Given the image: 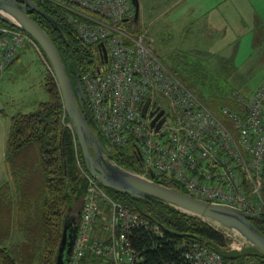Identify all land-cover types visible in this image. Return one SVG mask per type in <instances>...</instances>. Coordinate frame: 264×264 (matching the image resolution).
<instances>
[{"label": "built area", "instance_id": "obj_1", "mask_svg": "<svg viewBox=\"0 0 264 264\" xmlns=\"http://www.w3.org/2000/svg\"><path fill=\"white\" fill-rule=\"evenodd\" d=\"M48 1L94 46L98 62L82 81L96 128L111 148L126 153L132 146L145 178L174 181L210 203L264 212V79L236 107L215 109L164 63L143 34L130 30L132 0ZM28 43L38 47L29 33L0 19V73ZM65 125L73 130L70 121ZM77 160L87 187L69 264H139L130 235L138 228L162 233L161 227L110 195ZM184 256L191 264H224L223 255L207 245L192 243Z\"/></svg>", "mask_w": 264, "mask_h": 264}, {"label": "trees", "instance_id": "obj_2", "mask_svg": "<svg viewBox=\"0 0 264 264\" xmlns=\"http://www.w3.org/2000/svg\"><path fill=\"white\" fill-rule=\"evenodd\" d=\"M34 1L58 22L57 27L36 10L29 9L32 18L56 44L66 71L75 85L78 76L83 78L98 62L94 46L83 41L52 1ZM128 24L130 30L138 33L135 21ZM43 55L47 59L44 52ZM48 66L44 76L48 98L39 102L35 110L18 112L11 118L5 152L8 179L0 186V209L9 212V220L4 221L0 210V257L3 264H28L24 259H41L42 264H56L53 257L57 259L65 219L67 215H76L79 219L86 193L87 180L77 160L78 156L87 169L84 156L79 144L77 154L74 131L65 125L69 118L49 60ZM170 69L211 107L218 109L228 104L237 106L231 98L233 88H226L211 76L203 74L204 69L201 68L202 73L195 69L189 76ZM191 79L201 80L202 89L196 83H191ZM85 114L90 119L92 131L107 146L96 124L91 121L89 109H86ZM108 148L120 165L139 172L140 167L134 154ZM160 182L184 191L174 181ZM104 188L127 207L140 212L150 222L161 227L162 233L138 228L130 235L141 257L139 264H191L184 252L192 243L207 245L219 251L223 255L224 264H264V253L259 249L252 245L241 250L231 249L227 234L200 216L182 211L155 197L137 198L112 188ZM23 207L27 209H24V217L18 221L14 210L21 211ZM252 222L264 234V212L260 217L253 218ZM13 228L24 236L22 247L14 248V245L5 244L12 236ZM18 250L23 254L20 257L15 256Z\"/></svg>", "mask_w": 264, "mask_h": 264}, {"label": "rangeland", "instance_id": "obj_3", "mask_svg": "<svg viewBox=\"0 0 264 264\" xmlns=\"http://www.w3.org/2000/svg\"><path fill=\"white\" fill-rule=\"evenodd\" d=\"M178 1L140 0L137 32L143 34L151 42L154 51L164 63L177 73L189 76L190 72L195 69H198L200 73L204 69L203 74L211 76L214 81L217 80L226 88H233L231 98L234 104L240 97L246 98L251 95L264 79V0H185L175 7ZM192 4L211 9L212 19L222 26L223 31H227L230 39L238 40L239 51L237 56L235 54V59L232 60L231 57L223 59L219 53L188 52L191 50L180 43L174 20L182 24L187 17L184 14ZM218 42L216 40L215 45L206 43L209 44L206 48L216 50ZM21 51L20 58L14 60L15 62L11 63L12 66L10 65L11 67L9 66L10 68L4 71L2 77L0 76V186L8 179L5 152L12 116L18 112L35 110L39 102L48 98V92L44 86V76L49 67L48 60L39 46L36 47L30 43ZM191 80V83H196V86L202 89L201 80ZM106 143L110 147L107 141ZM132 152L133 148L130 146L126 153L131 154ZM24 209L27 208L23 207L21 211L14 210L18 221L24 217ZM0 210L4 221H8L9 212ZM212 224L227 234L231 249L232 245L234 248H243L244 239L235 234L233 230L215 222ZM17 231L13 228L12 236L6 240L5 244L14 245V248L22 247L24 236ZM244 245L247 246V244ZM22 255L20 250L15 254L16 257ZM53 259L57 260L56 256ZM24 261L28 264H42L41 259L31 261L24 259ZM0 264H3L1 257Z\"/></svg>", "mask_w": 264, "mask_h": 264}, {"label": "water", "instance_id": "obj_4", "mask_svg": "<svg viewBox=\"0 0 264 264\" xmlns=\"http://www.w3.org/2000/svg\"><path fill=\"white\" fill-rule=\"evenodd\" d=\"M132 2L135 6L134 20L137 23L140 19V0H132ZM29 9L36 10L58 27L57 20L43 10L34 0H0V19L29 33L49 60L62 93L65 111L81 147L88 172L103 187L112 188L137 198L155 197L182 211L233 230L234 233L245 239L248 245H252L264 253V234L252 222L253 218L260 217L261 214L241 211L227 205L210 203L171 186L145 178L138 172L120 165L115 160L114 155L101 138L92 131L90 119L85 114L86 109H89V107L82 77L79 75L76 84H73L66 71L59 49L46 30L32 18ZM103 45L101 43V46ZM104 57L107 61V53L104 54ZM149 102L150 99L144 104L143 115H146ZM162 113L163 111H161ZM91 121H94L93 117ZM153 124L154 121H152ZM75 225V216L67 215L56 264H69L77 235V226Z\"/></svg>", "mask_w": 264, "mask_h": 264}, {"label": "crops", "instance_id": "obj_5", "mask_svg": "<svg viewBox=\"0 0 264 264\" xmlns=\"http://www.w3.org/2000/svg\"><path fill=\"white\" fill-rule=\"evenodd\" d=\"M182 1L185 0H179L175 7L179 6ZM185 15H187V17L185 18V21L182 24H178V21L174 20L173 18L172 20H174L175 22L174 27L180 38V43L188 47L187 49L191 50V51L188 50L186 51L198 52V53L207 52L213 54L219 53L223 59H228L229 57H231V59L233 60L236 58L239 51L238 40L235 38L230 39L228 37L227 31H223L222 26H219V24H217L212 19L211 9L203 8L196 4H192L187 9L184 16ZM255 31L253 32L254 41H255ZM216 40L219 41L218 44H216L218 45V47H216V50L206 48L207 45L209 44L215 45L214 43L216 42ZM21 53L22 51L19 52L15 61L20 58ZM253 53H255L254 50ZM4 73H5L4 71L0 73V76L2 77ZM7 172L8 170L6 166V173Z\"/></svg>", "mask_w": 264, "mask_h": 264}, {"label": "flooded vegetation", "instance_id": "obj_6", "mask_svg": "<svg viewBox=\"0 0 264 264\" xmlns=\"http://www.w3.org/2000/svg\"><path fill=\"white\" fill-rule=\"evenodd\" d=\"M136 166H138V165H136ZM75 216V220H76V225L75 226H77V221H78V219L76 218V215H74ZM70 233V232H69ZM71 235H72V232H71Z\"/></svg>", "mask_w": 264, "mask_h": 264}]
</instances>
